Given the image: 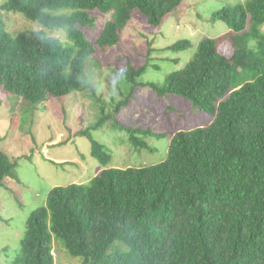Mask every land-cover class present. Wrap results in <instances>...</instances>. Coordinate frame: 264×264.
Returning <instances> with one entry per match:
<instances>
[{"label": "trees", "instance_id": "16d2710c", "mask_svg": "<svg viewBox=\"0 0 264 264\" xmlns=\"http://www.w3.org/2000/svg\"><path fill=\"white\" fill-rule=\"evenodd\" d=\"M185 1L5 0L0 5V92L32 106L52 98L63 103L71 93L90 88L93 70L102 72L104 64L98 54L120 44L136 13L158 35ZM6 12L48 29L67 26L68 43L42 42L37 30L13 34L3 22ZM102 16L110 18L96 31ZM218 21L230 29L222 36L228 37L229 59L218 37L206 38L161 85L134 88L189 102L195 114H208L209 123L177 131L166 158L148 166L118 167L116 160L108 166L111 154L93 140L91 153L104 168L88 184L48 191L45 203L27 218L11 264H56L54 236L71 257L83 259L81 264H264V0L225 4L212 13L211 22ZM85 29L95 31V38L89 40ZM148 45L144 67L130 59L114 76L131 82L150 63L175 61L152 58L154 42ZM190 45L181 39L163 52ZM112 117L90 130L105 129L104 121ZM114 120L112 135H122L123 146L135 152L150 149L151 138L166 137L153 127ZM18 164L0 150V188Z\"/></svg>", "mask_w": 264, "mask_h": 264}, {"label": "rangeland", "instance_id": "374dc122", "mask_svg": "<svg viewBox=\"0 0 264 264\" xmlns=\"http://www.w3.org/2000/svg\"><path fill=\"white\" fill-rule=\"evenodd\" d=\"M4 1L0 0V5ZM244 1L186 0L163 24L158 35L146 19L136 13L124 29L120 44L105 55L98 54L104 64L102 72L93 70L90 88L71 93L63 103L52 98L32 106L16 95L0 92V102H3L0 104V150L11 161L19 163L13 172L15 175H9L5 186L0 188V264H11L20 248L27 218L45 203L51 188L70 183L88 184L102 171L105 164L91 153L93 140L106 146L111 154L108 166L115 160L118 167L148 166L166 158L171 136L177 131L209 123L208 114H195L189 102L182 105L177 97H159L149 87L139 86L136 91L134 88L137 84L161 85L168 73L182 68L193 58L198 43L206 38L218 37L220 51L229 59L225 47L228 37L222 36L228 35L230 29L224 22H211L212 13L225 4ZM2 18L6 30L13 34L37 30L38 25H42L14 12L4 13ZM100 18L94 28L96 31L110 16ZM91 31H83L89 40L95 38L92 35L95 31ZM249 31L255 33L251 28ZM181 39H189L191 45L176 53L163 52ZM151 41L155 50L152 58L175 61L150 63L145 67V73L131 82L114 76L115 70L130 59L144 67L143 57ZM67 43L64 39L62 44ZM91 89H96L100 99L94 97ZM126 102L129 103L127 106H121ZM173 106V111H167ZM112 115L128 126L143 124L153 127L155 132L165 133L166 137L151 138L150 149L135 152L123 146L125 138L122 135H112L110 127L116 122L113 117L104 121L105 129L90 130L100 119ZM82 132L86 134L77 137ZM53 247L56 264H81L83 259L71 257L63 242L55 236Z\"/></svg>", "mask_w": 264, "mask_h": 264}, {"label": "clouds", "instance_id": "9594fccd", "mask_svg": "<svg viewBox=\"0 0 264 264\" xmlns=\"http://www.w3.org/2000/svg\"><path fill=\"white\" fill-rule=\"evenodd\" d=\"M37 36L42 42L54 40L63 43V40L68 36L67 26H57L52 29L45 28L43 25H38Z\"/></svg>", "mask_w": 264, "mask_h": 264}]
</instances>
